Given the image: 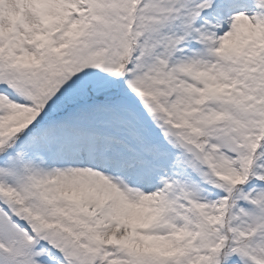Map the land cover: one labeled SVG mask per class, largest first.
Segmentation results:
<instances>
[{"label": "snow or ice", "instance_id": "snow-or-ice-1", "mask_svg": "<svg viewBox=\"0 0 264 264\" xmlns=\"http://www.w3.org/2000/svg\"><path fill=\"white\" fill-rule=\"evenodd\" d=\"M0 264H264V0H0Z\"/></svg>", "mask_w": 264, "mask_h": 264}]
</instances>
